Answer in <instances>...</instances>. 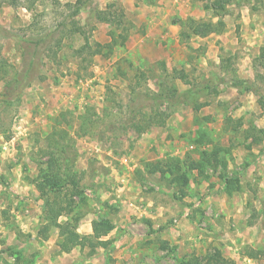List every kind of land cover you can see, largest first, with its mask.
I'll list each match as a JSON object with an SVG mask.
<instances>
[{"label":"rangeland","instance_id":"rangeland-1","mask_svg":"<svg viewBox=\"0 0 264 264\" xmlns=\"http://www.w3.org/2000/svg\"><path fill=\"white\" fill-rule=\"evenodd\" d=\"M211 2L0 0V264H264V0Z\"/></svg>","mask_w":264,"mask_h":264},{"label":"trees","instance_id":"trees-1","mask_svg":"<svg viewBox=\"0 0 264 264\" xmlns=\"http://www.w3.org/2000/svg\"><path fill=\"white\" fill-rule=\"evenodd\" d=\"M228 3L227 0H213L210 5L205 6L206 9L213 11L216 13L219 10H223L224 3ZM79 8L77 7V10ZM76 10V12H77ZM225 27V24L222 21H217L215 23L211 22H200L196 26L192 28V33L199 37H206L210 34H219L223 31ZM85 47H88V45L85 44ZM213 156H216V152H212ZM198 164H191L188 168L189 169H198ZM182 184L187 183V179L182 177L181 178ZM222 189L225 191L226 194L231 195L232 192H237L239 190V179L236 176L227 177L225 174L222 176ZM57 183L50 182V186L48 191H56L54 187H57ZM74 189H77L76 187H72ZM54 206V205H53ZM55 209V212L52 213L53 210H51V214H46L47 219V225H55L58 228V235L60 238V241L58 243L59 251L68 253L73 248L79 247L83 248L86 243L92 240H96L102 236H106L110 231L113 230L114 224L112 221L106 217H99L97 220L93 223V234L91 236H82L76 232V230L69 226L68 222H64L63 224H55V220L61 216L66 215V209L62 206H57ZM48 229V226H45V230ZM101 245H104L105 247L108 245V243L101 242Z\"/></svg>","mask_w":264,"mask_h":264},{"label":"crops","instance_id":"crops-1","mask_svg":"<svg viewBox=\"0 0 264 264\" xmlns=\"http://www.w3.org/2000/svg\"><path fill=\"white\" fill-rule=\"evenodd\" d=\"M156 8V7H155ZM157 9H159L158 7H157ZM154 19H155V17H152V18H147V20H148V23H150V24H153V23H156L155 25H159V24H161L162 25V23H160L159 21H157V22H154ZM156 20V19H155ZM164 26H165V24H164ZM162 37H164V35L162 36ZM56 261L55 260H51V261H49L48 263L49 264H54Z\"/></svg>","mask_w":264,"mask_h":264}]
</instances>
